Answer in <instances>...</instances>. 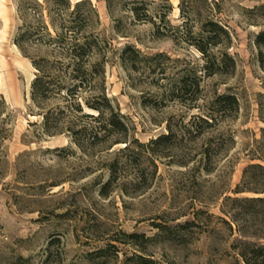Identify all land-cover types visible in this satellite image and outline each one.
I'll list each match as a JSON object with an SVG mask.
<instances>
[{"label": "rangeland", "instance_id": "1", "mask_svg": "<svg viewBox=\"0 0 264 264\" xmlns=\"http://www.w3.org/2000/svg\"><path fill=\"white\" fill-rule=\"evenodd\" d=\"M90 2L104 42L106 93L129 133L127 143L115 136L80 149L67 135H44L32 101L37 71L15 44L25 0H0V264H234L237 225L251 220L227 199L264 197L256 193L264 172L245 175L264 166V66L256 45L264 0H185L202 18L196 31L217 18L232 36L227 52L236 67L210 77L193 45L170 31L158 36L145 20L165 13L172 26L182 25V0ZM195 75L203 79L193 107L179 89ZM217 94L236 96L238 110L203 137L188 134L187 124L208 115ZM61 103L52 98L46 107ZM237 187L247 190L236 194Z\"/></svg>", "mask_w": 264, "mask_h": 264}, {"label": "trees", "instance_id": "2", "mask_svg": "<svg viewBox=\"0 0 264 264\" xmlns=\"http://www.w3.org/2000/svg\"><path fill=\"white\" fill-rule=\"evenodd\" d=\"M180 6L183 18L180 26H172L165 13L159 14L156 20L147 13L144 15L145 20H153L158 36L170 31L175 39L193 45L206 59V76L222 75L228 66L234 69L236 62L227 52L232 41L229 27L220 19L210 18L196 31V25L202 19L200 14L194 11V7H189L185 0ZM138 10L140 7L134 9L135 12ZM19 11L24 25L15 44L26 58L31 59L37 71L32 84V101L39 109L38 116L43 119L44 135H67L80 149H85L89 141L115 136L118 137L116 144L126 142L128 125L122 115L116 112L106 93L105 63L104 59H100L104 42L94 33L98 14L90 0H82L75 5L70 0H25ZM137 17L142 20L139 14ZM256 45L261 50L264 66V33L257 37ZM32 46L46 47L48 54L34 56L30 52ZM219 46L222 49L215 53V48ZM188 79L183 77L179 92L185 97L192 93L189 99L184 97L183 102L190 101L194 107L201 99L203 76L195 75L192 84H189ZM52 98L62 100L54 110L46 107ZM213 106L214 109L208 115L195 116L187 124L188 134L195 138L203 137L228 111L236 112L239 101L233 95L217 94ZM85 107L97 114L85 113ZM170 134H173L171 129ZM251 169L264 172V166L253 165L245 171V175ZM262 186L256 193L264 195V181ZM245 189L237 187L235 193H244ZM227 200L240 204L243 209L241 215L251 220V224L244 229L237 225L240 237L232 246L236 252L234 264H264V197H229ZM237 218L232 216L231 222L237 224ZM191 225L187 223L182 227Z\"/></svg>", "mask_w": 264, "mask_h": 264}]
</instances>
